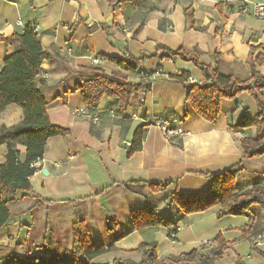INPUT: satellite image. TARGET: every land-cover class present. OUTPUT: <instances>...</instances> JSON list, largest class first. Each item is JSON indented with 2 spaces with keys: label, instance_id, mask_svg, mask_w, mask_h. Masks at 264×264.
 Listing matches in <instances>:
<instances>
[{
  "label": "crops",
  "instance_id": "obj_1",
  "mask_svg": "<svg viewBox=\"0 0 264 264\" xmlns=\"http://www.w3.org/2000/svg\"><path fill=\"white\" fill-rule=\"evenodd\" d=\"M237 2L0 0V72L20 49L14 36L35 28L44 49L52 54L43 62L39 76L51 123L70 130L67 137L48 140L41 169L30 178L31 192L3 195L13 216L0 229V264L16 258L63 255L72 247V226L78 213L86 220L95 245L116 240V249L92 264L104 257L112 262L136 260L134 256L141 254L131 251L143 243L158 244L159 260L172 259L203 245L215 248L213 241L220 233L229 244L227 252L250 258L258 240L254 243L255 237H242L248 217L218 218L219 207L184 215L165 203L175 191L182 196L207 192L212 181L206 174H218L240 163L244 168L238 176L242 192H248L255 182H264V155L245 159L241 148L245 138H256V128H231L241 116H255L253 98L244 92L223 101L218 123H209L187 101V85L194 83L178 80L189 73L196 83L205 84L202 71L167 51L198 52L200 63L213 67L217 54L226 74L246 79L253 64L264 76V20L241 14ZM131 57L140 59V70L162 69L152 91L143 101L138 93L124 112L119 111L115 98H103L95 111L88 109L81 92L73 91L79 79L69 69L100 67L108 73L121 72L136 84L141 82V71L125 72L113 61ZM91 58L101 62L94 64ZM79 110H86L87 115H77ZM95 117L100 119L95 122ZM174 117L182 121L186 135L170 144L153 121ZM24 118L21 107L7 106L0 113V131L20 125ZM141 126L146 127L143 148L128 158L127 146ZM13 144L24 162V144ZM7 152L8 140H0V166ZM171 181L163 193H152L146 185ZM39 198L46 206L33 209ZM148 207L175 223V241L168 236L170 229H135L132 212ZM107 214L118 225L111 231Z\"/></svg>",
  "mask_w": 264,
  "mask_h": 264
},
{
  "label": "trees",
  "instance_id": "obj_2",
  "mask_svg": "<svg viewBox=\"0 0 264 264\" xmlns=\"http://www.w3.org/2000/svg\"><path fill=\"white\" fill-rule=\"evenodd\" d=\"M55 1V0H52ZM20 42V49L10 56L4 69L0 72V113L10 105H18L24 111V121L11 129L0 131V140H8L6 162L0 166V229L4 228L12 219L9 204L3 200L5 194H16L19 191L31 192L30 178L37 172L33 164L42 160L46 145L52 137H67L70 130L53 125L48 114V103L42 93L39 76L42 64L52 58L40 41L35 28L28 27L23 35L14 36ZM171 57H179L186 62H192L199 68L207 82L187 85V101L194 111L211 124L219 121L222 113V102L235 99L240 94L248 92L256 105L253 118L243 115L232 130L256 128V138H245L241 143L245 159L259 158L264 155V76L255 65L250 67V76L241 79L234 74H226L220 69L219 55H215V66H207L199 61V53H186L167 50ZM259 57V56H258ZM257 57V58H258ZM113 61L125 72H142L140 59L131 57L129 60L114 58ZM70 74L78 77L79 81L73 91H80L84 105L95 111L103 98L119 100V111L124 112L138 95L142 83L128 82L127 75L121 72L108 73L100 67H83L76 70L69 69ZM189 73H183L178 80L186 82ZM212 82V83H209ZM145 126L139 127L133 141L127 146V156L132 157L143 148L146 136ZM22 142L26 148V159L20 161V152L13 143ZM244 171L242 164L232 166L218 174H206L212 181L211 188L202 194L182 196L177 191L167 196L165 203L168 208L177 207L184 215H191L219 207L218 218L225 216H245L249 223L242 230L248 239L254 236L264 237V182H255L248 192H242L238 184V176ZM173 182H146L152 193L166 192ZM46 201L38 199L33 209L43 208ZM108 216V230L116 228V218ZM136 230L149 227H162L177 232L173 221L160 215L152 207L144 210H134L131 214ZM172 229V230H171ZM169 236V235H168ZM114 240L110 245H95L93 243L86 220L78 213L72 226V247L63 255L53 258L25 257L16 258L9 264H92L93 260L115 250ZM215 248L203 245L190 253L182 254L172 259L159 260L158 244L143 243L133 253H140V261L131 259H114L110 264H215L223 258L228 242L220 233L213 241ZM264 258V250L252 246ZM237 264H243L242 257L236 254Z\"/></svg>",
  "mask_w": 264,
  "mask_h": 264
},
{
  "label": "built area",
  "instance_id": "obj_3",
  "mask_svg": "<svg viewBox=\"0 0 264 264\" xmlns=\"http://www.w3.org/2000/svg\"><path fill=\"white\" fill-rule=\"evenodd\" d=\"M214 1V0H211ZM238 10L241 14L252 16L257 19L264 20V0H237ZM64 28L68 29V25H64ZM94 64L101 62L96 58H91ZM162 69L160 68L157 72L142 71L140 73V79L142 87L139 91L142 101L144 98L152 91V84L156 80V77L161 75ZM186 82L196 83L193 78H189ZM212 83V82H209ZM239 108H242L239 106ZM77 115H87L86 110L76 111ZM100 118L95 117V122ZM154 125L158 127L161 131L162 137L167 143L176 144L179 139L186 135L184 128L182 127V121L179 118H158L153 121ZM73 158V157H71ZM43 160V159H42ZM42 160L33 164V167L37 168L39 171L41 169ZM170 239L176 240V232H171L168 234ZM264 242V237H258V245Z\"/></svg>",
  "mask_w": 264,
  "mask_h": 264
},
{
  "label": "rangeland",
  "instance_id": "obj_4",
  "mask_svg": "<svg viewBox=\"0 0 264 264\" xmlns=\"http://www.w3.org/2000/svg\"><path fill=\"white\" fill-rule=\"evenodd\" d=\"M246 227V226H245ZM241 229H243V228H241ZM241 232H242V230H241ZM223 234V233H222ZM259 236H261V235H259ZM258 236V237H259ZM242 237L243 238H247V237H245L244 235H243V233H242ZM255 237V239H254V243H255V241L256 240H258V237L257 236H254ZM263 237V236H262ZM248 239V238H247ZM254 245H256L257 246V244H253V246ZM257 247H259V248H261L262 250H264V243H263V245L261 246V245H259V246H257ZM236 254H238L236 251H235V253H233L232 251H229V252H227V249H226V251H225V253H224V256H223V258H221V259H219V260H217L216 262H215V264H237V257H236ZM250 258L248 259L247 258V256L245 255V256H241L242 257V261H243V264H264V258H262V256H260V254L258 253V251H254V250H251V252H250ZM135 257V261H140V259H141V257L140 256H134ZM252 257V258H251ZM112 260L110 257H104V258H102L101 260H99L96 264H108V262H110V261ZM133 260V259H132ZM112 262V261H111ZM110 262V263H111Z\"/></svg>",
  "mask_w": 264,
  "mask_h": 264
},
{
  "label": "water",
  "instance_id": "obj_5",
  "mask_svg": "<svg viewBox=\"0 0 264 264\" xmlns=\"http://www.w3.org/2000/svg\"><path fill=\"white\" fill-rule=\"evenodd\" d=\"M44 175H47L46 171L43 172Z\"/></svg>",
  "mask_w": 264,
  "mask_h": 264
},
{
  "label": "bare ground",
  "instance_id": "obj_6",
  "mask_svg": "<svg viewBox=\"0 0 264 264\" xmlns=\"http://www.w3.org/2000/svg\"><path fill=\"white\" fill-rule=\"evenodd\" d=\"M169 234V233H168Z\"/></svg>",
  "mask_w": 264,
  "mask_h": 264
}]
</instances>
